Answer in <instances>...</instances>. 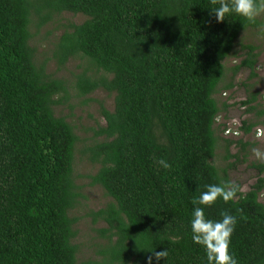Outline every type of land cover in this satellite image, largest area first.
I'll return each instance as SVG.
<instances>
[{
	"label": "trees",
	"instance_id": "16d2710c",
	"mask_svg": "<svg viewBox=\"0 0 264 264\" xmlns=\"http://www.w3.org/2000/svg\"><path fill=\"white\" fill-rule=\"evenodd\" d=\"M214 7L210 0H0V264H146L164 249L159 264H207L192 241V200L232 181L257 129L264 132V95L254 83L264 18L248 24L230 14L218 23ZM78 16L82 23L73 22ZM250 29L262 43L236 49ZM70 63L76 70L60 74ZM242 71L249 73L237 104L243 118L230 124L227 92ZM99 90L113 95V109L101 107L104 124L82 139L58 109L87 105ZM159 158L171 169H158ZM83 159L94 168L89 185L108 199L84 215L94 260L80 258L76 243L85 198L75 166ZM251 168L256 178L246 192L204 208L213 221L221 212L236 216L229 252L238 264H264V163Z\"/></svg>",
	"mask_w": 264,
	"mask_h": 264
},
{
	"label": "rangeland",
	"instance_id": "374dc122",
	"mask_svg": "<svg viewBox=\"0 0 264 264\" xmlns=\"http://www.w3.org/2000/svg\"><path fill=\"white\" fill-rule=\"evenodd\" d=\"M66 19L72 18L69 15L65 16ZM264 18V15H262ZM84 18L81 16L73 18L74 23H82ZM258 30H248L245 33H242L238 44L236 45V49L239 48L240 44L252 43L254 45L261 44L258 37ZM232 59H229L226 65L229 67L232 64ZM233 65V64H232ZM50 70H54V64L50 66ZM76 70V64L70 63L67 66V69L60 74L68 75L70 71ZM257 74L259 75V79L254 81L256 85V90L260 91L261 96L264 95V54L259 58V67L257 69ZM249 76L247 71H242L236 77V88L227 92V95H231L232 98L228 102L231 105H235L227 111V116L230 118V124H237L243 115L242 109L237 105L244 99V90L241 87V83L245 82ZM252 83V82H251ZM88 98L92 99V102H89L87 105L80 106L76 105L72 110L68 107H60L58 109L59 112H62L63 115H70L69 121L75 125L76 133L82 139H90L93 137L91 130L96 128L97 125L101 126L104 124L103 119L101 118V107H104L108 111L113 109V95L104 93L99 90L96 91L92 95H88ZM225 101L223 96H220V102ZM262 103L264 104V99L262 98ZM223 116V115H222ZM243 118V117H242ZM249 118L248 116L245 117ZM255 145L250 147L247 151V158L245 162L239 163L236 165V170L230 172V178L233 182H237L241 185L242 191L246 192L249 187L254 183L256 178V172L251 168V164L255 162H259L252 155V148H259L261 151H264V132L263 135L258 139V141L254 142ZM232 152H235V149H232ZM220 164V163H219ZM94 168L83 159L81 161L76 160L75 172L78 175V183L81 185V194L85 199H80L83 204L80 209H78L76 217H79L80 220L77 223L78 237L76 243L80 245V258L85 259H98L97 254L95 253L93 256L92 252H95L94 249L88 250L91 248L88 246V241L94 236V233L91 230L90 219L85 218L84 215L89 211H95L101 207H103L108 199L103 195L102 190L96 186L89 185L88 175L94 173ZM260 201L264 204V191L260 195Z\"/></svg>",
	"mask_w": 264,
	"mask_h": 264
},
{
	"label": "clouds",
	"instance_id": "9594fccd",
	"mask_svg": "<svg viewBox=\"0 0 264 264\" xmlns=\"http://www.w3.org/2000/svg\"><path fill=\"white\" fill-rule=\"evenodd\" d=\"M210 4L218 5L211 11L218 23L223 22L226 15L235 14L248 24H255L257 18L264 15V0H210ZM236 134L239 135L238 132ZM251 152L255 159L264 163V151L252 148ZM154 163L158 169H171V164L163 158L155 159ZM241 191V185L233 181H222L220 184L206 186V190L192 200L193 205H196L191 220L192 241L205 249L207 264H238L237 259L229 252L231 236L237 224L236 216L221 212L222 219L213 221L206 218L204 208L212 207L218 199L225 203L232 201ZM240 219L246 217L241 216ZM168 254L166 249L154 251L146 258V264H153L154 260L159 264Z\"/></svg>",
	"mask_w": 264,
	"mask_h": 264
},
{
	"label": "built area",
	"instance_id": "2783aa9c",
	"mask_svg": "<svg viewBox=\"0 0 264 264\" xmlns=\"http://www.w3.org/2000/svg\"><path fill=\"white\" fill-rule=\"evenodd\" d=\"M227 133L230 134L229 132H227ZM233 135L235 136L236 133H233ZM262 135H263V129L258 128L257 133H256V137L259 139Z\"/></svg>",
	"mask_w": 264,
	"mask_h": 264
}]
</instances>
